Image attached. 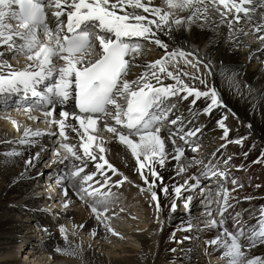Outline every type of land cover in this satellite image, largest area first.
Instances as JSON below:
<instances>
[{"label":"snow or ice","instance_id":"1","mask_svg":"<svg viewBox=\"0 0 264 264\" xmlns=\"http://www.w3.org/2000/svg\"><path fill=\"white\" fill-rule=\"evenodd\" d=\"M253 3L254 0H159V5L155 0H0V107H11L12 97L16 95L19 97L15 101L17 108L26 104L25 113L41 112L42 122L47 125L46 130H32L12 121L13 127L22 134L10 143L33 147L44 135L54 138L49 163L64 166L57 185L71 189L80 202L91 209L98 225L114 236L117 233L109 223L110 217L105 215L109 211L110 193L100 189L112 182L111 176L119 177L114 182L117 186L127 177L106 159L108 148L104 132L135 161V170L147 186L141 191L149 193L156 202L158 221L161 204L157 188L165 197L169 196V188L162 183L159 169L170 159L177 163V175L187 173L193 165H202L203 170L198 174L188 175L182 184H173L171 193L182 199V190L193 193L199 188L203 193L202 178L219 177L221 188L216 192L219 219H209L207 225L219 229V233L205 244L213 246L214 250L222 249L221 255L227 264H264V254L249 255V250L257 244H264V206L259 210L256 225L249 227L240 222L239 213L231 217L233 230L225 223L226 210L233 206L229 201L235 200L230 190L223 187L229 179L231 157L223 161V170L210 163L203 164L195 157L188 164L182 163L186 146L193 153L197 151L200 139L197 134H202L203 128L200 125L185 130L186 123L192 124L201 114L210 117L214 110L226 108L218 90L208 84V78L217 74L211 58L205 62L203 54L182 36L190 35L191 30L197 28L208 29L218 37L224 27L226 43L235 41L238 34L247 35L241 22L253 23ZM252 32L254 35L262 33L256 40L260 49H264V17L254 24ZM145 42L156 45L163 54L147 64H139L137 58L149 50ZM210 42L216 41L210 38ZM5 51L25 57L27 63L23 68H13L3 58ZM201 65L202 75L199 74ZM189 66L195 73L186 70ZM133 67L144 70L135 79H129ZM226 72L221 65L218 75L223 79ZM235 75L232 73L227 79L238 90ZM197 81L204 86L202 89ZM198 101L204 106L200 107ZM183 102H188L187 117L176 114ZM57 108L58 115L55 114ZM215 123L223 130L221 139L225 144H221V148L227 143L243 145L248 138L228 140L229 128L224 118ZM177 139L182 143H177ZM22 147L5 155L22 156ZM44 151L41 146L35 156L30 155L23 161L25 171L17 179L34 168ZM242 154L247 156V153ZM261 158H264V149L254 163H264ZM90 161L94 169L85 172ZM105 172H110V176H105ZM97 176L102 179L93 181ZM93 182L99 187H93ZM231 182L232 191L242 187L235 178ZM62 195L67 197V191ZM194 199L192 194L184 199L185 211ZM211 203L209 199L208 204ZM68 205L69 200L64 199L62 206L67 208ZM176 208L173 199L169 215ZM206 211L211 217V208ZM186 227L190 229L191 223ZM59 233L66 246L57 247L55 251L77 255L78 248L69 245L64 225H59ZM95 234L93 231L92 235Z\"/></svg>","mask_w":264,"mask_h":264},{"label":"bare ground","instance_id":"2","mask_svg":"<svg viewBox=\"0 0 264 264\" xmlns=\"http://www.w3.org/2000/svg\"><path fill=\"white\" fill-rule=\"evenodd\" d=\"M155 2L159 5V0H155ZM253 17H258V19L261 20V18L264 17V9L260 10L259 15L255 14ZM220 33L221 34L218 37H214L213 33L208 29L201 30L193 28L191 30V34L189 35L188 33H184L182 39L186 40L188 44L194 45L195 49L203 54L205 62L211 58L212 64L215 66L214 72L217 74L214 77L208 78V84L213 85L220 94V90L217 85V75L221 65H223L227 69L225 74L226 78L231 76L232 73H235L236 75L234 77V81L237 84L239 81H243L245 84L248 83V85L246 84L247 86L245 85L247 93L255 92L257 94L255 108L258 109V112L261 113L262 116H264V49H260V44L257 40L255 43H247L246 37L243 34H238L235 41H228L226 43L227 29L221 27ZM252 33L253 32L251 31V34ZM261 34L262 33H256L254 37L256 38V36ZM161 38L164 39L165 42H169L167 37L162 36ZM210 38H214L216 42H210ZM162 54L163 50L154 45L153 53L151 54V51L142 53L137 58V63L147 64L158 59ZM250 56L251 58L249 59ZM11 62L17 65L19 60L12 59ZM9 65L16 68L15 65L11 63H9ZM23 67L24 66L22 65L18 68ZM143 70L144 69L142 67H133L128 78L135 79ZM186 70L189 73H195V70L192 69L191 66H189ZM199 74H203L202 65L200 66ZM196 83L201 89L204 87L203 85H199L198 81ZM220 98L223 100L226 108L219 111L214 110L210 117L201 114L197 120L192 122V124L186 123L185 130H187V127H196L200 125H203V128L202 134H197L200 137L197 151L193 153L191 152V149L186 146L185 150H187L188 153L182 158V163L188 164L192 161L193 157H195L198 160H202L203 164L210 163L223 170V161L228 159V157H231L228 167L229 171L231 176H242L240 177L241 180L240 178H237L238 184H242V187L238 190L235 188V190L232 191V183L226 186V188L230 190V195L235 197V200L229 201V203L233 206L226 210L228 218L225 223L227 224L231 222V217L235 216L232 209L239 210L240 206L244 210L242 223L250 227L257 224L259 210L261 206H264V166L261 165H264V163H254V161H256L254 160L255 157H260V151H256L257 140L253 139L256 137L255 134H257V139L259 141H263L264 135H260L257 130H255L257 128L254 129V127H251L244 117H240L238 115L234 105L228 102L222 92L220 94ZM187 103L188 102H183L181 104L180 111L176 113L177 115L183 114L185 117L188 116ZM198 105L200 107L204 106L202 101H198ZM26 114H23L22 111L17 112L13 109L8 110L0 107V264H60V260L52 258L48 254L45 247H53L55 250L57 247L62 249L66 246L64 239L59 237L60 235L58 236V231L56 232V229L58 230V228H51L50 230L52 233L56 232L55 239H57L54 244V239L49 238L46 240L47 237H45L43 233L36 234V230H32L34 225L31 222L34 219H31L25 213L23 214L22 211L19 212L20 210L16 209L17 206L8 207V205H12L14 203L16 205L17 202H20L17 205H27V203L24 202H28V204L31 203L32 200L29 199V196L36 195L35 192L40 190L41 187L38 183L39 180H32V176L35 172L64 168V166L60 164H50L49 159L45 161L46 163L43 166H40V163H38L43 157L42 155L45 154L47 150L44 143H47L49 145V149H52V143L54 140L52 141V139H50L47 135L39 138L42 139L44 143L40 141L33 147H22L14 143H10L18 140L22 134L21 131H17V129L13 127L12 121H16L22 127L26 126L32 130L37 129V121L39 118L37 120H32L29 116L35 115L29 114V116H27ZM221 117L224 118V121L229 128L228 140H235L242 136L248 137L243 145L227 143L224 148L220 147L221 144H225V140L221 139L223 131L216 125L215 121ZM246 125H250V128L246 127ZM9 131H13V133L10 135ZM103 135L108 148V151L106 152L107 159L118 169L119 173H123V175L127 177V180H122L121 182H127V187L117 186L114 182L119 177L111 176L112 182L106 185L105 190L101 191L110 193V202L108 206L116 204L117 209H122L121 203L125 195V189L134 191L135 189L141 190V188H146L147 186L140 180L139 173H136L135 161L130 157V154H126L123 147L119 145L117 141L108 139L110 134L104 132ZM72 136L74 137L75 134L73 133ZM211 139L213 142L209 143ZM73 142L76 141L73 140ZM177 143L182 142L177 139ZM253 143L255 144V147H253ZM41 146L44 147L45 151L41 154V158L35 162L34 168H30L28 170V174L22 179H17L19 174L25 171L23 161L28 159L30 155L35 156V154L40 151ZM21 147L23 150L22 156L11 158L5 155V153L11 151L12 149H20ZM213 153H215V155H213ZM242 153H247V156ZM240 165H243V167L240 168ZM157 168L159 169V165H157ZM245 169L248 174H245ZM202 170V165H193L188 169L187 173L177 175V163L171 159L166 161L164 168L159 169L160 174L163 177L162 183L167 185L169 188V196L165 197L163 193L158 191V201L161 204V211L159 214L163 223L160 228L157 227V232L154 230L156 226L152 224L153 219L151 218L152 216H150V213L144 214L140 210L139 213H137L136 219L130 218L129 215L126 216V213L120 214L119 217L109 216V223L113 230L117 233L115 236L106 232L102 226L98 225V222L96 224V222L90 221L89 225L91 223L93 225H98L97 231L95 232L96 234L92 235L90 232L76 229H81L80 225L84 222L85 218L83 217L84 203H78V205H75L71 212L72 220L68 222V220H65L66 218H64L65 222L62 225H64L67 230L66 233L69 245L78 248L76 257L79 259L80 263L166 264L174 258L172 255L174 250L177 251V249L174 248V244L170 243L172 239H177L180 242L177 252L181 254L179 257L186 261V263L207 264V262H204V260L200 258L210 254H219L222 257V249L217 248L214 250L213 246L205 244L206 240L214 238L219 233L215 232L216 228L207 227L209 222H207L206 225H201L202 230L205 231L204 241H201L203 248L201 252H198L199 245H196V242H192L190 239H185L189 236V234L191 235L194 230H198L196 224L198 225L200 219L207 215L206 210L209 207L212 210V214L217 213L218 204L216 202V194L211 195L212 192L208 194L206 191L201 193L199 188L193 193L182 190L183 198H187L189 194H192L195 199L190 202V208L184 215H179L176 211H173L171 215H169L172 200H182L181 197H175L171 193L172 185L182 184L183 180L187 178L188 175L193 173L198 174L199 171ZM245 175L246 180L242 182ZM41 178L45 179V175L41 176ZM14 180L16 181L15 183H13ZM45 180L40 182L43 186L41 188H44L46 183H48V186L52 184V182ZM204 181H208V178H202L201 180V186L204 189L212 186V184L205 183ZM191 182L192 181H190V183ZM257 185H259V187H257ZM42 192H45L46 194V190H43ZM244 192H250L251 194H244ZM145 194L149 195L150 198L149 193L145 192ZM246 196L254 197V199H245V202H242L239 205L238 197ZM55 198H57V195L51 201L44 199L41 200V206L43 205L47 208H51V206L56 204L53 203ZM209 199L212 200L211 205L208 204ZM220 199L222 200L223 196H221ZM143 204H148V202L143 201ZM111 208L113 210H117L113 206ZM43 213L44 210L39 209L36 216L40 218ZM199 213L201 214L199 215ZM68 214L69 212L67 211L66 215ZM121 217L123 218L121 219ZM213 219H219L217 214L213 217ZM136 221L144 222L146 225L135 226L138 225V222ZM53 222L54 221H52V224ZM56 223L60 222L57 221ZM189 223H191L192 227L191 230L187 231L188 228L186 226ZM39 224L44 227V223H42L41 220H39ZM73 225H76L77 227L73 228ZM142 226L143 228H140ZM45 228L46 230L50 229V225ZM130 229L133 231L130 232ZM73 233L75 234L73 235ZM17 234H19V241L15 242ZM129 241L136 243L137 247H129L127 244H132L128 243ZM26 246L27 251L23 254V258L22 255L18 256L21 250L26 249ZM193 253H195V255ZM262 254H264V244H257L254 249L249 250V255ZM193 256L194 259L199 257L200 260L198 259V261L194 262ZM62 260L64 261V264H74L71 260H67V263H65L66 259ZM176 261L177 260L172 261L173 264H179L181 262Z\"/></svg>","mask_w":264,"mask_h":264},{"label":"rangeland","instance_id":"3","mask_svg":"<svg viewBox=\"0 0 264 264\" xmlns=\"http://www.w3.org/2000/svg\"><path fill=\"white\" fill-rule=\"evenodd\" d=\"M243 29L246 32L248 31V28H246V27H243ZM247 34H248L247 35L248 43L249 42H253L252 35L250 33H247ZM152 53L153 52H151V54ZM217 77H218L217 85H218V87L220 89V93L222 92V94L228 100V102L231 103L232 105H234V108L236 109V111H237V113H238V115L240 117H244L248 121V123L251 125V127H254V129L257 128V130L261 131L262 134L264 135V116H262L261 113L258 112V109L255 108L256 107L255 106V102L257 101L256 100V95L257 94L255 92L254 93H251V92L247 93V91L245 90V87L248 85V83H246L247 84L246 85L245 82L239 81L238 82V86L239 87H238V90H237L234 85H230V83H229V81H228V79L226 77H224L223 79L221 78V76L217 75ZM228 83H229V85H228ZM255 135H256V137H254L253 139L257 140V147H256L257 149H256V151L257 152H259V151L261 152V150L264 149V142H263L264 140L263 141H259L257 139V134H255ZM258 137H259V135H258ZM257 158H259V156H257ZM261 159H264V158H261ZM261 165L264 166L263 164H261ZM18 203H20V202H17V204ZM24 203H27V205L26 204H23V205L22 204H19V205L16 204L15 205V203H14L12 205H8V207L17 206L16 209L20 210L19 212L22 211V213H23L25 208L28 207V205H30V204H28V202H24ZM23 207H25V208H23ZM179 210L180 209L178 208L177 211H179ZM25 214L27 215V212ZM210 218H212V217H208V219H210ZM31 219H33V218H31ZM152 219H153V221H152L153 223L152 224H154V225H157V224L160 225L161 224V223H159L160 218H159V221H158L157 216L152 217ZM208 219H206V220L203 219V221H207ZM136 222H138V221H136ZM133 224H132V226H133ZM137 224L138 225H135V226H139V225L145 226L146 225V223H144V222H138ZM143 226L140 227V228H143ZM131 229H130V232L133 231ZM32 230H34L33 227H32ZM140 232H146V231H140ZM58 235H60V234H58ZM59 237H61V236H59ZM130 241L128 243H132V244H127V245H129V247H131V246H132V248L137 247L136 243H133V241L132 242H130ZM121 242H125V241H121ZM172 244H174V246H176L177 245V241H175V240L172 241ZM125 245H126V243H125ZM26 251H27V246H26L25 250H21L20 251L18 256L22 255V258H23V256H24L23 254ZM175 251L176 250H174V252L172 254L174 258L171 259V261L166 263V264H173L172 261H175V260H177L176 262L181 261L179 264H183L184 263L182 259L180 260V257H179L180 253L177 252L178 250L176 252ZM121 255H123V254H121ZM136 259H138V258H136ZM198 259H199V257L196 258L197 261H198ZM200 259H202V258H200ZM74 264H76V263H74ZM184 264H186V263H184Z\"/></svg>","mask_w":264,"mask_h":264}]
</instances>
